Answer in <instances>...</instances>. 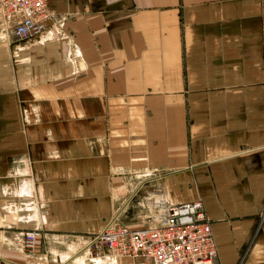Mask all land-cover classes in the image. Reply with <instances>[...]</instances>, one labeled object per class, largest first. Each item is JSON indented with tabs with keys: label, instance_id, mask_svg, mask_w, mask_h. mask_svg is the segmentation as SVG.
<instances>
[{
	"label": "crops",
	"instance_id": "obj_1",
	"mask_svg": "<svg viewBox=\"0 0 264 264\" xmlns=\"http://www.w3.org/2000/svg\"><path fill=\"white\" fill-rule=\"evenodd\" d=\"M49 6L41 42L0 18V264L33 228L37 264H89L76 238L156 187L202 200L220 264H264V0Z\"/></svg>",
	"mask_w": 264,
	"mask_h": 264
},
{
	"label": "built area",
	"instance_id": "obj_2",
	"mask_svg": "<svg viewBox=\"0 0 264 264\" xmlns=\"http://www.w3.org/2000/svg\"><path fill=\"white\" fill-rule=\"evenodd\" d=\"M53 17L49 0H0L2 30L21 41L41 42L53 34L48 23ZM144 206L149 213L144 224L132 228L116 220L94 234L78 236L79 252L90 264H220L211 219L202 200L172 203L162 188L147 193ZM264 218V214L262 219ZM42 231H23L21 248L35 254ZM247 250L236 264H243Z\"/></svg>",
	"mask_w": 264,
	"mask_h": 264
},
{
	"label": "rangeland",
	"instance_id": "obj_3",
	"mask_svg": "<svg viewBox=\"0 0 264 264\" xmlns=\"http://www.w3.org/2000/svg\"><path fill=\"white\" fill-rule=\"evenodd\" d=\"M140 208H141V207H140ZM145 213H146L145 210H144V211L141 210V211L138 212V214H134V215H131V214H130L129 218H126L125 221L127 222V221H129V220H134V221L136 222L135 225H137V226L143 225V224H144V221H145L143 215H144ZM120 220H121V219H120ZM27 230H29V229H27ZM78 250H79V247L77 248V251H78ZM21 251H22V253H23L25 256L28 257V258H26V259L30 260V262H31L32 264L40 263V261L36 259V257H37V251H38V250H36L35 254H33V253H29V255L26 254V252H24V250H22V248H21ZM89 264H90V263H89ZM99 264H100V263H99ZM101 264H103V263H101Z\"/></svg>",
	"mask_w": 264,
	"mask_h": 264
}]
</instances>
